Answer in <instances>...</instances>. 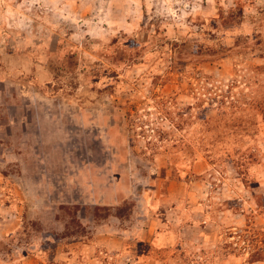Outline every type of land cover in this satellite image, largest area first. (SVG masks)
Wrapping results in <instances>:
<instances>
[{
	"label": "rangeland",
	"instance_id": "374dc122",
	"mask_svg": "<svg viewBox=\"0 0 264 264\" xmlns=\"http://www.w3.org/2000/svg\"><path fill=\"white\" fill-rule=\"evenodd\" d=\"M0 264H264V0H0Z\"/></svg>",
	"mask_w": 264,
	"mask_h": 264
}]
</instances>
